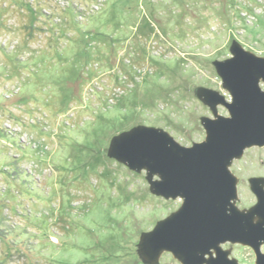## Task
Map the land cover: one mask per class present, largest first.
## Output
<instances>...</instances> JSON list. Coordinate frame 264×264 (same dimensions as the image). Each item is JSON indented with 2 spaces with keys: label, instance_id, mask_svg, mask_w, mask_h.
<instances>
[{
  "label": "rangeland",
  "instance_id": "1",
  "mask_svg": "<svg viewBox=\"0 0 264 264\" xmlns=\"http://www.w3.org/2000/svg\"><path fill=\"white\" fill-rule=\"evenodd\" d=\"M235 42L264 58V0H0V264H182L142 245L183 199L111 147L137 127L205 141L203 120L229 112L198 91L231 100L214 63ZM230 171L249 212L264 147ZM221 248L256 264L248 246Z\"/></svg>",
  "mask_w": 264,
  "mask_h": 264
},
{
  "label": "water",
  "instance_id": "2",
  "mask_svg": "<svg viewBox=\"0 0 264 264\" xmlns=\"http://www.w3.org/2000/svg\"><path fill=\"white\" fill-rule=\"evenodd\" d=\"M231 51L232 58L214 63L231 100L212 90L198 91L213 111L223 106L229 112L203 120L205 141L185 147L151 127H137L113 140L111 157L133 171L147 170L157 195L183 199L177 213L144 236L145 258L152 261L167 251L182 264H239L221 248L233 243L252 248L256 264H264L263 181L251 180L258 203L242 212L235 205L237 178L230 171L247 149L264 147V58L236 42Z\"/></svg>",
  "mask_w": 264,
  "mask_h": 264
},
{
  "label": "flooded vegetation",
  "instance_id": "3",
  "mask_svg": "<svg viewBox=\"0 0 264 264\" xmlns=\"http://www.w3.org/2000/svg\"><path fill=\"white\" fill-rule=\"evenodd\" d=\"M159 130H160V129H159ZM162 131H163V130H162ZM253 179H260V178H253ZM253 179H252V180H253ZM256 221H257V219H256ZM262 247H263V246H262ZM261 250H262V248H261ZM263 253H264V252H263Z\"/></svg>",
  "mask_w": 264,
  "mask_h": 264
}]
</instances>
